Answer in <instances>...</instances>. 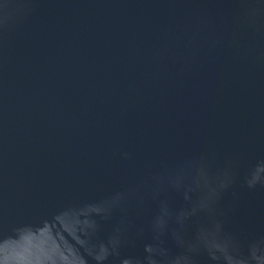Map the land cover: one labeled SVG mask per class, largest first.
Listing matches in <instances>:
<instances>
[{
  "label": "water",
  "instance_id": "1",
  "mask_svg": "<svg viewBox=\"0 0 264 264\" xmlns=\"http://www.w3.org/2000/svg\"><path fill=\"white\" fill-rule=\"evenodd\" d=\"M0 264H264V0H0Z\"/></svg>",
  "mask_w": 264,
  "mask_h": 264
}]
</instances>
